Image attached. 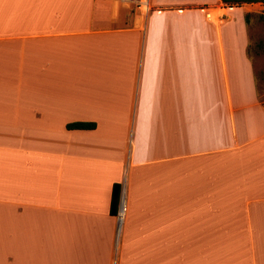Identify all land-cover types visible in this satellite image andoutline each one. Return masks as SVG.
<instances>
[{"label": "crops", "instance_id": "crops-1", "mask_svg": "<svg viewBox=\"0 0 264 264\" xmlns=\"http://www.w3.org/2000/svg\"><path fill=\"white\" fill-rule=\"evenodd\" d=\"M261 4L0 0V264H264Z\"/></svg>", "mask_w": 264, "mask_h": 264}, {"label": "rangeland", "instance_id": "rangeland-1", "mask_svg": "<svg viewBox=\"0 0 264 264\" xmlns=\"http://www.w3.org/2000/svg\"><path fill=\"white\" fill-rule=\"evenodd\" d=\"M257 11L251 16L249 51L254 61L258 95L264 99V4L254 6Z\"/></svg>", "mask_w": 264, "mask_h": 264}, {"label": "trees", "instance_id": "trees-1", "mask_svg": "<svg viewBox=\"0 0 264 264\" xmlns=\"http://www.w3.org/2000/svg\"><path fill=\"white\" fill-rule=\"evenodd\" d=\"M225 4H240V3H251V2H262L264 3V0H221ZM248 20V16L246 15V21ZM67 128H86V129H92L95 127L94 122H84V121H76L68 123ZM120 199V185L114 184L112 188V196H111V203H110V211L112 213L117 212L118 203Z\"/></svg>", "mask_w": 264, "mask_h": 264}, {"label": "built area", "instance_id": "built-area-1", "mask_svg": "<svg viewBox=\"0 0 264 264\" xmlns=\"http://www.w3.org/2000/svg\"><path fill=\"white\" fill-rule=\"evenodd\" d=\"M121 1L135 3L136 5L142 6L143 8H146L147 7V3H148V0H121ZM124 208H125L124 204L121 202L120 203L119 212H118L119 220L121 219V213L124 211Z\"/></svg>", "mask_w": 264, "mask_h": 264}]
</instances>
